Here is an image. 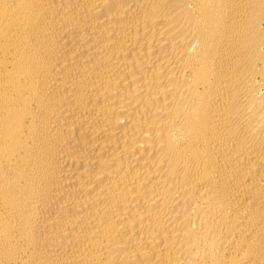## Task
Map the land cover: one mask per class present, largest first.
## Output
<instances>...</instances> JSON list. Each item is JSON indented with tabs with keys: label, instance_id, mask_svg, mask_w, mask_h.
I'll return each instance as SVG.
<instances>
[{
	"label": "bare ground",
	"instance_id": "bare-ground-1",
	"mask_svg": "<svg viewBox=\"0 0 264 264\" xmlns=\"http://www.w3.org/2000/svg\"><path fill=\"white\" fill-rule=\"evenodd\" d=\"M0 264H264V0H0Z\"/></svg>",
	"mask_w": 264,
	"mask_h": 264
}]
</instances>
